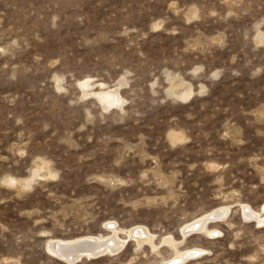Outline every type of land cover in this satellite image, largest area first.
I'll use <instances>...</instances> for the list:
<instances>
[{
	"label": "rangeland",
	"instance_id": "1",
	"mask_svg": "<svg viewBox=\"0 0 264 264\" xmlns=\"http://www.w3.org/2000/svg\"><path fill=\"white\" fill-rule=\"evenodd\" d=\"M244 205L264 216V0H0V264H68L48 241L109 221L156 246L74 264L192 247L206 251L172 263L264 264ZM218 207L213 235L182 233Z\"/></svg>",
	"mask_w": 264,
	"mask_h": 264
},
{
	"label": "bare ground",
	"instance_id": "2",
	"mask_svg": "<svg viewBox=\"0 0 264 264\" xmlns=\"http://www.w3.org/2000/svg\"><path fill=\"white\" fill-rule=\"evenodd\" d=\"M81 85L82 87L85 88V87H90L92 84H90V81L84 80V82H82L80 86ZM101 85H104V84H101ZM105 88H102L96 91H92V90L87 91V90H83V88L82 90L84 91L83 94L96 95L100 99L104 108L113 107L114 104L120 105L123 102L122 96L120 97L118 93L119 88H115V89H111V88L105 89ZM188 95H189V90L185 92V95H184L185 98H187ZM11 179L12 177L10 178V180ZM10 180L8 181V183L10 182ZM14 181L16 182L20 181V183L23 185L27 183V178L23 180L21 179L19 181L14 179ZM16 182H14V184ZM17 184L19 185V183ZM248 206L249 205L243 206L245 214L251 217H255V220L257 219V222L264 226V216L262 215L260 216L259 213H258L259 216H257L258 214L256 215L255 212L251 209L252 207L250 208ZM227 208L228 207H218L217 209H213L210 213L207 212L185 223L183 226H181L182 233L185 235L187 232H189L194 227H199V229H206L205 231H207L209 235L214 233V231L216 232L215 229H210L209 226L206 227V225L209 222L211 223L212 221L215 222L216 220H219L221 217H223L228 212ZM113 223L114 221L113 222L109 221L108 224H106L107 227L109 226L108 228L111 230L107 234L86 235V236L83 235V236L74 237L70 239H58V238L51 239L48 241L46 245L47 252L51 254L53 257L60 259L61 261H64L68 264H74L76 262H79L81 259L85 257L88 259L89 258L95 259L101 256L104 257L105 255H108V254L110 255L115 254L122 247L126 246L128 242L129 243L133 242V240L136 241L138 244H140V246L141 244L148 245V243H150V245L152 244L153 247L156 246L155 245L156 243L154 244L153 242L154 234L150 230L146 229V227H144L143 225L137 224L131 227L129 230L125 232L127 236L122 237L121 230ZM168 238L170 239L169 236ZM167 241L170 242L171 245L176 244L175 243L176 241L174 239H170ZM203 251H206V250L201 247L188 248L183 251L176 252L173 256H171L168 259L166 258V260L165 259L162 260L158 264H173L174 262L172 263V261H175V263L177 262L184 263L187 260L196 259L197 257L196 255L200 252L202 253Z\"/></svg>",
	"mask_w": 264,
	"mask_h": 264
}]
</instances>
